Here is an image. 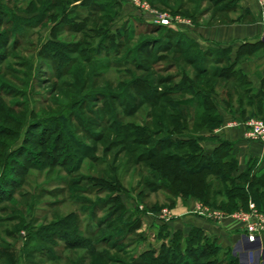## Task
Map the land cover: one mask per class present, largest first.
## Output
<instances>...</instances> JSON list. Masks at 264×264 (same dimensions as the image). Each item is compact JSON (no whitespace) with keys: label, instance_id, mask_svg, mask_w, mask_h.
Returning a JSON list of instances; mask_svg holds the SVG:
<instances>
[{"label":"rangeland","instance_id":"rangeland-1","mask_svg":"<svg viewBox=\"0 0 264 264\" xmlns=\"http://www.w3.org/2000/svg\"><path fill=\"white\" fill-rule=\"evenodd\" d=\"M86 1L61 0L56 8L51 6L55 0H0V264H209L208 251H198L194 259L185 246L178 248L180 242L189 247L194 243L174 235L167 225L144 229L146 216L166 218L176 202L172 206L164 190L153 192L157 177L151 176L146 162L138 161L150 147L135 140L128 126H149L156 140L163 138L156 133L158 122L164 118L173 129L170 105L176 97L142 106L144 97L128 88L131 79L124 71L131 67L124 61L145 39L156 41L158 46L146 54L145 75L155 79L151 88L160 94L175 90L181 69L191 78L196 73L185 64L186 56L165 48L168 31H176L165 27L154 32L152 16L140 14L128 0H99L96 9L80 7ZM147 1L153 12L184 26L236 18L227 11L235 0ZM127 21L136 32L130 43V36L119 39L116 58L109 37ZM210 56V61L203 60L216 74L231 63L229 52L215 50ZM161 78L171 84L159 85ZM236 78L229 83L209 75L194 82L216 95L217 104L232 101V110L239 113L238 99L246 87L240 85V76ZM190 111L197 119L205 113L202 107ZM196 123L189 137L200 131ZM209 180L214 187L209 205L189 200L225 217L248 209L239 200L217 196L227 188L224 179ZM107 181L119 182L122 201H114L118 193L103 189ZM140 224L141 229L134 230ZM159 230L168 246L174 240L177 256L166 250L163 258L139 257L150 246L156 250L154 257L159 256L164 242L154 238ZM80 232L92 243L101 242L95 256L69 248ZM213 264L230 263L220 254Z\"/></svg>","mask_w":264,"mask_h":264},{"label":"trees","instance_id":"trees-1","mask_svg":"<svg viewBox=\"0 0 264 264\" xmlns=\"http://www.w3.org/2000/svg\"><path fill=\"white\" fill-rule=\"evenodd\" d=\"M60 1L55 0L54 3L50 4L56 8L61 7L62 4ZM98 1L99 0H87L85 3L82 2L80 7H90L92 9H96L97 5H99ZM111 2L112 1H110V3ZM119 3L121 2L119 1ZM237 5L238 0H235L234 4L228 8L227 11H235L237 9ZM119 6L120 4H118L117 7ZM91 11L94 13V10ZM112 17L113 18L111 19V22H113L115 18L114 16ZM130 20H132L131 17L128 19V21ZM128 21L121 29L119 28L116 31V34H112V36L109 37L111 40V45L115 48L114 56L116 58L117 56L120 57L117 51L120 46H122V44L119 42V39L121 41H125L126 37L130 36L126 39L127 43H130L132 41L131 37L133 36L134 32H136L135 28H128V24H130ZM151 26H154V32H160V30L165 29L164 26L160 25ZM168 32H171V34L166 38V50L175 49V51H177L175 53L186 56L184 62L187 66H190L194 69V72L196 73L195 78H191L185 69H181V73H179L181 76V82L174 86V91H165L160 94L155 88H151L152 83L154 85L156 81L155 79L151 80L150 75H145V73L148 72V66L146 65L145 61H148L149 59L148 56H146V54H150L148 49L151 51L153 50L154 46H158L156 41L150 42L145 39L143 42H141L138 48L131 50L129 54L126 55V60L124 61L125 66L128 65L129 67L130 65L131 67L126 68L124 71V74L129 76L131 79L128 88L132 89V91H135L137 96L144 97L142 106L149 105L153 107L156 105L158 100H161L163 97H176V100H173L171 105L168 103V105L172 106L173 109V116H171L173 117V129H168V125L164 118L158 122L159 129L156 133L164 135L163 138L156 140L154 131H151L152 129L149 128V126H138L137 124H131L128 126V129L132 130V135L136 137L135 140L140 141L142 146L150 147L141 154V157L138 161L140 163L146 162V165L152 170L151 176L153 178L157 177L158 182L156 183H158V186L154 187L156 184H153V192H158L161 190L166 191V193L171 198L172 206H174L177 198H182L184 201L194 198L198 201L204 202L206 205H209L213 196L212 192L214 190L212 181L209 180V177L212 179L221 178L224 179V182L227 184V188L224 192L219 190L217 196L226 199V201L239 200L245 205H248L249 201H253L259 210L264 211V168L259 170L256 166V162H250L247 165L244 173L239 176H233L235 175V172L238 171V161L235 158L232 144L222 141L211 154H207L204 152L199 140L196 138V134L198 132H196L193 137H189L191 136L190 131L191 129L195 128L197 121H199L200 131L203 129L214 128L220 124V117L216 107L217 98L214 97L216 95H214L212 92L208 93L202 88L197 87V84L194 81L199 80L200 76L204 77L210 75L231 83V80H237L236 77L240 76L242 80L240 85L246 87L240 95L237 103L240 108L239 113L243 116L245 115V111L242 109V104L245 102V100H249L250 103H252L254 100V96L251 95V91L247 88L246 78L237 68L236 62H232L230 57L229 60L231 63L228 64L224 71L219 74H216L217 71L213 72L209 66L205 65V61L212 59L210 58V55L214 53L215 50H221V52L230 53L229 50L209 49L207 51H203L197 44L190 41L185 36V34L172 32L170 30ZM177 36L179 38L175 39ZM171 37H174L175 42L174 39L171 40ZM117 40L118 44H116ZM184 44L186 48L183 47ZM195 49H197L198 52L193 54L192 50ZM134 54L136 57L131 58ZM60 56L62 57V55ZM177 56L178 55L174 56V59ZM204 58L205 61L203 60ZM140 59L141 61H139ZM221 61L223 60H217L218 63H221ZM201 62L202 64H200ZM114 63L120 64L118 60L114 61ZM138 72L143 74L138 75ZM159 80L160 81L157 82L159 85L168 83L171 84L170 81L164 80L163 78ZM227 97L231 100V93H229ZM231 102L232 101H228L226 103L228 109L232 106ZM187 107H190L191 109H198L202 107L204 108L205 113H203V115L197 119L196 117L190 115V108H188V110ZM229 112H233L234 114L238 113L230 109ZM188 115L191 117H187ZM245 116L248 120L253 116H264V113L253 112ZM170 150L174 151V153H170ZM183 150L187 152L181 154L180 152ZM255 166L256 169H254ZM104 183L103 189L110 193L119 194L116 198H113L114 201H122L120 195L122 188H119V182L116 181L113 185L108 181ZM139 229H141V224L134 230ZM134 230H131L129 233L133 232ZM96 234L97 233L94 231L90 236L93 238L96 236ZM154 235L156 236L154 237L155 239L157 238L158 240H164L161 248L159 249V256L156 258L154 257L156 250L150 246L149 249L142 252L139 257L151 256L153 259L163 258V252L166 250H171L172 257L177 256L178 253L176 252L177 248L174 240L172 241V245L170 244V246H168L166 244L167 242H165V239L162 238L160 230ZM174 235L184 236L182 232H176ZM187 237H189L192 243H194L193 246L189 247L187 246L186 242H180L178 248L182 250L183 246H185V248L187 247L186 250L184 248V251L189 253V255L194 259H197L198 251H208L211 256V259L208 262L209 264H213L215 259L218 260V256L220 254H223L230 264L236 263L235 259L230 257L228 252H224L220 246H209L211 242H216L214 240L209 241L210 238H208L202 230L193 228ZM204 242H206L205 246L203 244ZM100 245L101 242L92 243L89 238H85L82 232H80V237L76 242L73 241L68 243L70 249H83L90 256H95V254H97L98 247H100ZM146 264L151 263L146 262Z\"/></svg>","mask_w":264,"mask_h":264},{"label":"crops","instance_id":"crops-1","mask_svg":"<svg viewBox=\"0 0 264 264\" xmlns=\"http://www.w3.org/2000/svg\"><path fill=\"white\" fill-rule=\"evenodd\" d=\"M234 20L211 26L196 24L178 25L170 28L185 36L203 51L222 49L230 51L232 62L246 78L247 88L254 96L252 103L245 100L242 109L245 115L264 113V0H238L237 9L231 13ZM224 106V107H223ZM216 103L220 124L203 129L196 134L204 152L211 154L222 141L233 145L238 161L235 176L245 172L250 162H256L259 170L264 168V144L255 143L246 137V116L229 112L227 105ZM199 204L194 200L176 199L171 215L146 216L144 229L154 225H167L172 233L182 232L188 236L193 228L200 229L214 240L224 252L235 259V264H264V235L257 242L250 243L243 231L233 226L231 219L215 221L196 213ZM164 216V215H163ZM170 217V218H169ZM155 223V224H154ZM155 237V236H154Z\"/></svg>","mask_w":264,"mask_h":264},{"label":"built area","instance_id":"built-area-1","mask_svg":"<svg viewBox=\"0 0 264 264\" xmlns=\"http://www.w3.org/2000/svg\"><path fill=\"white\" fill-rule=\"evenodd\" d=\"M130 4L142 15L152 16L151 22L154 25H160L169 28H178L180 22L171 20L166 15L155 13L151 10L147 0H128ZM246 137L248 140L264 144V116H253L245 122ZM196 213L204 215L207 218H217L219 221L231 219L233 226L243 231L248 242L255 243L264 235V214L260 213L256 204L250 201L247 210H240L232 216H222L211 212L209 209H203L198 206ZM217 215V216H215Z\"/></svg>","mask_w":264,"mask_h":264}]
</instances>
